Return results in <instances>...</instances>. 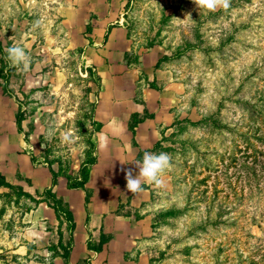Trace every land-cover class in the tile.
Listing matches in <instances>:
<instances>
[{
	"label": "rangeland",
	"instance_id": "374dc122",
	"mask_svg": "<svg viewBox=\"0 0 264 264\" xmlns=\"http://www.w3.org/2000/svg\"><path fill=\"white\" fill-rule=\"evenodd\" d=\"M59 3L0 0V113L8 120L22 110L27 151L41 149L75 174L96 151L101 86L115 89L112 98L132 86L141 101L143 87L157 80L158 61L161 78L175 87L177 122L165 125L162 146L140 157L168 153L172 167L163 187L142 183L137 208L123 203L142 224L138 247L125 257L137 264H264V0H231L215 11L194 0H129L130 43L105 84L84 56L87 31L62 21ZM13 45L25 49L26 68L8 60ZM212 113L216 118L203 119ZM26 195L20 184L0 191L7 200L0 215L10 198L19 203ZM15 205L19 212L26 202Z\"/></svg>",
	"mask_w": 264,
	"mask_h": 264
},
{
	"label": "crops",
	"instance_id": "0c3cea01",
	"mask_svg": "<svg viewBox=\"0 0 264 264\" xmlns=\"http://www.w3.org/2000/svg\"><path fill=\"white\" fill-rule=\"evenodd\" d=\"M128 1L60 0L57 5L62 21L74 20L75 26L83 25L87 31L84 56L93 62L104 84L122 65L117 55L130 43L124 22ZM157 62L152 79L158 80L163 79L160 71L164 69ZM157 80L143 87L141 101L134 100L132 86L122 88L118 98H112L115 89L101 86L93 112V120L102 125L94 133L97 161L86 183L89 200L85 189L67 185V174L59 161H49L41 149L27 151L16 116L7 120L0 113V174L11 186L20 184L27 193L19 203L10 198L12 204L0 215V264H86L88 258L92 264L138 263L125 254L138 247L142 224L121 208L125 202L137 208L143 192L134 195L124 188L127 185H119L117 177L125 179L122 168H132L138 174L134 161L142 162L141 151L154 147L166 135L165 125L168 129L175 124L176 114L171 109L175 87L168 79L156 84ZM135 113L144 117L132 129ZM11 186L0 183V191ZM5 201L0 196V205ZM25 202V208L15 211L20 207L15 204ZM60 204H65L67 211ZM89 242L101 243V248L94 250Z\"/></svg>",
	"mask_w": 264,
	"mask_h": 264
},
{
	"label": "clouds",
	"instance_id": "9594fccd",
	"mask_svg": "<svg viewBox=\"0 0 264 264\" xmlns=\"http://www.w3.org/2000/svg\"><path fill=\"white\" fill-rule=\"evenodd\" d=\"M194 3L199 9L204 8L209 11H215L217 8L222 7L228 9L231 0H194ZM40 21H36L35 26H40ZM7 58L11 61L13 67L23 65L25 68L28 64V55L23 47L11 46L7 50ZM136 168L139 169L138 174H134V169L122 168L121 171L125 173L127 181V189L134 195L143 191L142 183L151 182L157 188L164 186L163 176L167 170L172 167V157L168 153H149L145 152L143 160L134 161Z\"/></svg>",
	"mask_w": 264,
	"mask_h": 264
},
{
	"label": "trees",
	"instance_id": "16d2710c",
	"mask_svg": "<svg viewBox=\"0 0 264 264\" xmlns=\"http://www.w3.org/2000/svg\"><path fill=\"white\" fill-rule=\"evenodd\" d=\"M0 50H2V43L0 41ZM135 116V117H134ZM214 116V114H208L206 116L203 117L204 120H208L210 118H212ZM144 116H139L137 113L133 114V118L130 122V127L132 129L135 128V125H137V123L143 119ZM216 118V115L214 116ZM25 119V116L23 115V112L22 110L20 109L18 112H17V115H16V120H17V124L19 126L20 129H22V122L23 120ZM177 122V121H175ZM93 123H95V127H94V130H99L102 123L100 121H97V120H93ZM166 135L163 136V140L166 139ZM163 140H160L158 143H157V146L158 144L162 146V142ZM176 141H179L178 138L176 139ZM95 149H96V144H95ZM143 151V150H142ZM97 161V153L96 151L94 152V154H92V156L90 158H88L87 160H85V162H82L79 166V169L77 170V172L73 175H68L67 176V185L69 187H73V188H83L86 190V198L87 200H89L90 198V193H89V190H88V187L86 185L87 181L89 180V177H90V173H91V169H92V166L93 164ZM208 166V165H207ZM209 167V166H208ZM54 177L56 178V173L54 172ZM0 178L2 179V181H0V183H4L8 186H11V183H9L8 181H6L3 177L2 174H0ZM24 181H28V178L27 179H23ZM50 189V188H49ZM50 193H51V190H49ZM52 194V193H51ZM67 211V210H65ZM89 246L92 247L94 250H99L101 248V243L98 244V245H94V244H90L89 242ZM67 253L66 252V256H67Z\"/></svg>",
	"mask_w": 264,
	"mask_h": 264
}]
</instances>
